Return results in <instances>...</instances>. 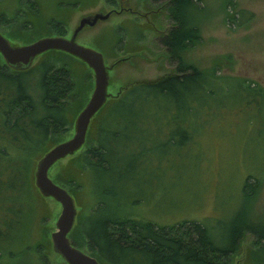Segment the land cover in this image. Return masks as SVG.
<instances>
[{"label": "trees", "instance_id": "trees-1", "mask_svg": "<svg viewBox=\"0 0 264 264\" xmlns=\"http://www.w3.org/2000/svg\"><path fill=\"white\" fill-rule=\"evenodd\" d=\"M164 1L173 26L161 41L176 62V72L135 82L111 102L106 101L91 120L87 132L91 144L55 171L52 179L58 184L63 185L65 179L78 186L71 191L81 208L68 235L78 247L86 243L105 264H228L240 252L243 236L251 232L256 244L247 248L245 264H264V216L256 214L253 207L264 174H246L241 202L226 227L221 226L224 232L215 233L205 220L165 224L129 210L136 172L160 166L164 143L189 141L194 133L198 136L213 121L221 120L229 107L226 95L232 96L233 91L237 111L257 106L262 120L260 135H264V86L222 73L220 62L203 68L188 59L189 50L203 38L202 16L207 5L203 0ZM223 9L224 20L232 28L248 26L255 16L238 0H224ZM54 32L63 35L64 26ZM57 52L71 56L49 49L24 69L0 63V264H38V257L32 258L29 252L48 245L49 236L38 225L40 216H47L46 202L35 185L34 172L43 153L62 140L56 133L71 127L79 112L70 94L80 74L71 66L58 65ZM161 120L171 128L174 124H186L187 128L179 136L172 131L162 144L158 141V145L140 149L146 125ZM262 146L264 161V136ZM68 168L72 175L66 176ZM82 176L85 184L89 179L93 199L86 211L79 196L87 190H81Z\"/></svg>", "mask_w": 264, "mask_h": 264}, {"label": "rangeland", "instance_id": "rangeland-1", "mask_svg": "<svg viewBox=\"0 0 264 264\" xmlns=\"http://www.w3.org/2000/svg\"><path fill=\"white\" fill-rule=\"evenodd\" d=\"M34 1L36 5L32 7L29 0H0V33L12 45L56 33L54 30L61 26L65 29L63 35L70 37L82 18L93 17L99 12L109 13L107 18H99L95 24L86 23L76 36L79 43L104 54L109 73L108 102L135 82L152 81L176 72V62L161 41V37L173 26L167 1ZM238 1L255 14L246 27L232 28L226 24L224 0H203L202 3L207 5L202 16L203 38L189 50L188 59L203 68L220 62L223 65L219 68L222 73L251 79L264 86V0ZM39 30L43 34L36 35ZM41 55L34 57L32 64ZM70 55L57 52L54 58L58 65L71 66L80 74L70 94L72 104L78 106L80 112L94 90L95 75L93 68L83 59ZM3 62L0 54V63ZM228 95L225 99H228L229 107L221 120L213 121L198 136L194 133L193 139L189 141L164 143L172 131L176 136L181 135L187 128L186 124H174L171 128V124L161 120L146 125L140 138V149L149 147V144L158 145V141L164 143L162 161L160 166L142 167L136 172V191L129 207L132 213L165 224L182 219L205 220L214 227L215 233L224 232V224L230 221L234 209L241 202V187L246 174L253 172L259 177L264 174V135H260L262 120L257 106L237 111L236 92L233 91L232 96ZM76 117L71 127L56 133V138L64 140L75 133ZM90 144L86 138L74 153L56 160L49 168V176L53 178L55 171H59L74 156L83 153ZM136 153L140 154L141 150L138 149ZM68 170L65 175H72L71 168ZM81 178L84 182L81 190H87H80L79 196L84 199L86 207L83 209L86 211L93 199L88 187L89 179H86L85 184L83 176ZM64 181L62 186L74 196L79 211L80 202L71 191V188L78 186ZM258 188L253 207L256 214L264 216V178ZM43 197L47 216L43 217L42 214L38 225L41 230L44 228L49 241L47 246L44 243V247L29 253L32 258L38 257V264H68L53 249L50 237L51 231L56 228L55 221L61 205L51 196ZM255 241V236L247 232L241 240L240 252L233 255L228 264H245L246 250L254 246ZM81 247L89 250L86 243Z\"/></svg>", "mask_w": 264, "mask_h": 264}, {"label": "water", "instance_id": "water-1", "mask_svg": "<svg viewBox=\"0 0 264 264\" xmlns=\"http://www.w3.org/2000/svg\"><path fill=\"white\" fill-rule=\"evenodd\" d=\"M109 13H96L93 17H84L70 37L63 35H44L37 39L12 45L0 33V53L5 63L15 69H24L32 64L34 57L49 49H58L83 59L94 70L95 87L75 121V133L70 138L57 142L38 159L34 181L43 196H51L61 205L56 218V228L51 231L52 247L69 264H103L96 256L71 243L68 233L75 224L77 207L74 196L62 185L49 176V168L59 158L74 153L86 141L87 132L94 115L108 98L109 73L104 54L76 40L79 30L87 24H95L99 18H107Z\"/></svg>", "mask_w": 264, "mask_h": 264}, {"label": "flooded vegetation", "instance_id": "flooded-vegetation-1", "mask_svg": "<svg viewBox=\"0 0 264 264\" xmlns=\"http://www.w3.org/2000/svg\"><path fill=\"white\" fill-rule=\"evenodd\" d=\"M50 35H61V34H58V33H53V34H50ZM42 36H44V35H42ZM63 36H65V35H63ZM66 37V36H65ZM43 53V52H42ZM1 54V53H0ZM41 54V53H40ZM3 57V56H2ZM4 59V58H3ZM3 63H5V60H4V62ZM32 65V64H31ZM9 66V65H8ZM9 67H11V66H9ZM12 68V67H11ZM14 69V68H13ZM69 236V235H68ZM69 239H70V237H69ZM70 241H71V239H70ZM71 243H72V241H71ZM81 248V247H80ZM81 249H83V248H81ZM89 249V248H88ZM84 250V249H83ZM85 251H87V250H85ZM88 253H90V254H92L91 253V251L90 250H88L87 251ZM92 255H94V254H92ZM95 256V255H94ZM97 257V256H96ZM98 258V257H97ZM101 261V260H100ZM102 262V261H101ZM103 263V262H102ZM69 264V263H68ZM103 264H105V263H103Z\"/></svg>", "mask_w": 264, "mask_h": 264}]
</instances>
